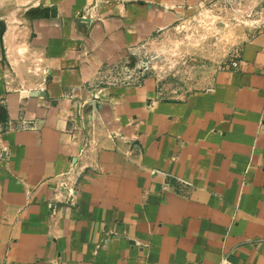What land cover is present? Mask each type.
I'll return each mask as SVG.
<instances>
[{
    "label": "crops",
    "instance_id": "obj_1",
    "mask_svg": "<svg viewBox=\"0 0 264 264\" xmlns=\"http://www.w3.org/2000/svg\"><path fill=\"white\" fill-rule=\"evenodd\" d=\"M219 10L208 86L139 66ZM263 69L264 0H0V264H264Z\"/></svg>",
    "mask_w": 264,
    "mask_h": 264
},
{
    "label": "rangeland",
    "instance_id": "obj_2",
    "mask_svg": "<svg viewBox=\"0 0 264 264\" xmlns=\"http://www.w3.org/2000/svg\"><path fill=\"white\" fill-rule=\"evenodd\" d=\"M232 18L219 10L203 25H183L159 37L155 45L144 46L139 66L158 74L160 86L174 94L205 88L249 32Z\"/></svg>",
    "mask_w": 264,
    "mask_h": 264
},
{
    "label": "built area",
    "instance_id": "obj_3",
    "mask_svg": "<svg viewBox=\"0 0 264 264\" xmlns=\"http://www.w3.org/2000/svg\"><path fill=\"white\" fill-rule=\"evenodd\" d=\"M232 65L235 66V67L238 66V65H239V61H234ZM262 77L264 78V69H263V71H262ZM177 181L180 182L182 185L190 186V183H189L188 181H185V180H183V179H181V178H177ZM219 264H235V263L232 262V261L228 258V256H224V257L221 259V261H220Z\"/></svg>",
    "mask_w": 264,
    "mask_h": 264
}]
</instances>
